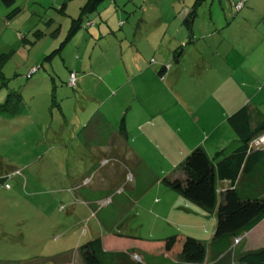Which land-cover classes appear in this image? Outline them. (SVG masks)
<instances>
[{
    "label": "rangeland",
    "instance_id": "obj_1",
    "mask_svg": "<svg viewBox=\"0 0 264 264\" xmlns=\"http://www.w3.org/2000/svg\"><path fill=\"white\" fill-rule=\"evenodd\" d=\"M85 1L15 0L8 7L0 1V54H6L0 65V102L13 91L20 96L0 116V163L2 168L20 170L0 182V264H81L77 247L106 232L91 210H73L76 191L71 182L81 181L90 170L81 161L82 148L73 143L56 145L59 111L55 107L51 112L52 86L57 102L70 110L73 98L69 96L74 94L66 85L70 63L77 75L72 83L83 93L94 97L100 93L92 86L94 79L112 99L135 93L127 103V114L133 124L144 127L141 108H146L149 126L139 133L150 141L147 158L155 166L152 175L158 182L172 174L194 147L215 152L211 133L220 136L229 131L225 113L232 108L251 100L264 114V29L256 39L244 25L237 27L238 20L227 29L229 21L243 17L242 24L248 18L256 21V28L264 27V14L252 19L245 15L248 5L237 12L226 0H206L188 27L184 13L194 0H105L84 19L88 28L81 26L52 60H44L65 40L72 18ZM14 7L19 12L7 18ZM255 7L264 13L262 0ZM93 31L101 34L92 38ZM136 48L142 51L140 58ZM180 50L183 58L176 64L171 57ZM124 54L127 66L131 67L132 57L139 60L134 76L132 69L125 72ZM162 65L168 70L160 76ZM128 74L132 77L123 83ZM85 103L95 107L92 100ZM225 140L224 147L231 143L229 136ZM120 167L112 162L108 169L123 170ZM156 196L160 197V190ZM161 197L164 212V202L178 205L175 199ZM191 207L196 210L176 219L170 215L171 225H163L164 231L178 227L174 231L209 241L214 214L192 203ZM149 212L151 220L138 217L140 233L158 234L159 226L152 224L162 222L163 212ZM259 228L264 229V222ZM252 235L250 244L260 241V236Z\"/></svg>",
    "mask_w": 264,
    "mask_h": 264
},
{
    "label": "trees",
    "instance_id": "obj_2",
    "mask_svg": "<svg viewBox=\"0 0 264 264\" xmlns=\"http://www.w3.org/2000/svg\"><path fill=\"white\" fill-rule=\"evenodd\" d=\"M5 6H12L15 0H0ZM105 0H86L80 7L77 17L72 18L67 36L59 46L45 56L44 60H52L59 53L64 43L84 25V19L89 13L97 11L98 7ZM113 1V0H111ZM206 0H194L184 18V24L190 26V22L198 15L199 8ZM242 2L240 7L238 3ZM245 5V0L234 3V8L238 12ZM66 3L61 6L64 10ZM233 8V9H234ZM19 7H14L7 18L14 17L19 12ZM226 15V14H225ZM54 54H56L54 56ZM181 50L174 52L171 59L177 64L181 61ZM6 59V54H0V65ZM166 65L160 67V76L166 71ZM70 73H75V69L69 71L66 85L74 91L69 96L73 98L72 104L77 108L78 119L76 113H70V126L76 127V133L83 132L87 129V122L93 112L86 106L85 102L95 98H105L107 93L103 91V87L97 86L96 82L92 85L100 93L97 96L83 93L77 83L69 84ZM96 83V84H95ZM76 87V88H75ZM56 91L52 86V91ZM109 95V94H108ZM52 106L51 112L56 107V111L60 108V102L55 99V92L51 94ZM20 96L16 92H10L0 102V116L9 112L13 108V104ZM82 106L87 110L82 111ZM72 106V105H71ZM129 105L124 107L118 131L128 139V125L125 123V114ZM96 110V109H94ZM90 113V115H87ZM53 114V113H52ZM252 110L247 104H244L236 110L228 113L225 122L229 132L234 135V140L211 155L201 146H196L185 156L179 165L173 170L172 174L164 176L161 184L169 190L179 194L186 202L195 204L209 214H214L215 227L212 238L208 244L204 241L183 233H177L161 239H145L134 233H122L120 231V223L127 212L133 219L138 221V217L146 212L142 211V207H150L151 202L146 197L140 204H133L130 210L120 209L119 202L122 196L114 193L115 201L106 205L104 211L96 214L99 217L98 222L106 223L114 227L115 231L103 233L98 237L87 240L77 247L78 255L83 263L81 264H149L148 262L139 261L136 257L137 251L152 252L165 254L172 257L177 264H203L208 255V264H264V235L263 230L259 228L264 222V146H253L252 140L264 133V117L257 122L253 120ZM259 114V113H258ZM58 116H60L58 114ZM58 123L62 122V117L56 118ZM63 127L65 124L63 123ZM224 131H228L225 129ZM70 134V133H69ZM45 138L42 137L41 140ZM40 140V141H41ZM28 162L23 164L24 170H27ZM2 168L0 163V182H5L12 175H19L18 168ZM155 177L150 174L145 179L135 181L134 186L124 190L125 194L133 195L134 199L139 198L152 184L155 183ZM221 181H228L229 185L222 191L218 190V184ZM5 187L9 188V184L5 183ZM72 189V188H71ZM73 190V189H72ZM65 191L59 192L63 193ZM109 193V194H110ZM65 194V193H64ZM96 194V193H95ZM100 194V192L97 193ZM77 194L73 195V200ZM139 196V197H138ZM220 196V197H219ZM121 198V199H120ZM132 199V197H131ZM148 201V202H147ZM123 204V203H122ZM97 212V211H96ZM104 213H106L104 218ZM145 216V215H144ZM104 218V219H103ZM114 225V226H113ZM112 232V233H111ZM260 236L259 242L249 243L252 234ZM106 234V235H105ZM263 237V238H262ZM134 255V256H133ZM175 263V264H176Z\"/></svg>",
    "mask_w": 264,
    "mask_h": 264
},
{
    "label": "crops",
    "instance_id": "obj_3",
    "mask_svg": "<svg viewBox=\"0 0 264 264\" xmlns=\"http://www.w3.org/2000/svg\"><path fill=\"white\" fill-rule=\"evenodd\" d=\"M229 2L230 6H234V2L241 1V0H226ZM231 1V2H230ZM259 0H245V5L247 7V10L245 11V15L254 19L256 17L262 14V9L258 7H255L256 3ZM236 2V3H237ZM255 2L253 5L252 3ZM264 2V0H262ZM263 4V3H262ZM244 5V6H245ZM232 6V7H233ZM189 9H187L188 11ZM185 12L184 14H186ZM234 17V16H233ZM260 17V16H259ZM258 17V19H259ZM263 18V17H261ZM232 19V18H231ZM238 20L241 24H236ZM244 20V17L242 19L234 18V20L229 21V25L227 29H230L232 26L235 24L238 26L244 25L245 29H248V31L251 33L252 37L258 36V34L264 29L263 26H260V28L255 27L254 22H250L248 18L245 20V24H242V21ZM236 22V23H234ZM261 23V22H260ZM264 23V22H263ZM225 24L224 26H226ZM262 27V28H261ZM95 30V29H94ZM219 30V29H218ZM260 31V32H259ZM93 31L90 35L93 38L94 35H97L100 33V31ZM101 34V33H100ZM264 37V33L261 34ZM137 55L142 54V51L139 48H136ZM134 54V56H136ZM125 54L121 56V59L123 60V67L125 69V72L131 71L132 69V76L135 75V73L139 71V63L138 59L136 57H132V61H130L131 67L124 61ZM202 63L205 64L206 61L204 58H202ZM208 64V63H207ZM91 66H93L91 64ZM74 66L70 63L69 68H68V74L69 71H73ZM168 70V69H167ZM166 70V71H167ZM110 70H106V72ZM131 76V77H132ZM130 75H126V77L123 76L122 82L125 83L127 79L131 78ZM127 78V79H125ZM96 83L99 81L97 79H94ZM106 82H109L107 79ZM95 83V84H96ZM122 84V83H121ZM98 86V84H96ZM56 92V91H55ZM132 94V93H131ZM56 95V93H55ZM132 94L131 96H122V99L116 98L112 99L113 97L107 96L105 98H92L93 103L95 104V107H92L93 109H90L92 116L90 117V121L87 122V129H85L83 132H80L79 134L76 133L77 131L76 127L73 128L70 126V113H76L78 119H80V116L78 115L77 108L74 107L73 104H70V110L65 111V108L60 104V108L58 109L59 117H62L63 121L58 124V129H56V145L60 146L61 143L70 145L74 144L77 145L78 147H81V155H82V162H85L89 167L90 170L85 174V176L82 178L81 181H77L76 184H72L71 182V188L76 191V196L73 200V210L75 209H86V210H91L95 209L94 213L98 215V212L104 211L105 206L108 205L111 202H114V198L112 196L114 193H110L112 191H115L119 193L122 197V203L119 202L120 209L123 210H130L131 206L133 204H140V202H143L144 204V199L147 196L149 198V202H151L150 207L146 208L143 206L142 211L145 212L142 216H147L146 220H151L152 215L149 211L153 212L157 209H160L163 214L160 215L162 218V222H154L152 225H158L159 226V231L157 232L158 234H155L154 230H149L144 234H141L140 229H141V224L140 220L138 219L137 224H135L133 221L134 219L132 218L131 215H129L127 212L126 216L124 215L123 220H121L120 223V231L122 233H134L137 234L145 239H161L168 237L173 234L177 233H183L182 230L179 232L177 230L174 231V229H177L178 227H173L172 231L165 232L163 225H171L170 223V215L171 219H176L175 216L180 217V215H183L187 212H190L192 210H196L194 207H191V204L189 202H186L179 194L176 192L167 189L161 184V180H156L154 184H152L139 198L134 199L133 195L125 194L124 190H128V188L134 186L135 181L139 179H145L147 178L150 174H152L153 169L155 166H153L152 162L147 158V148H151L150 141L142 134L139 133V130L144 129L145 127L149 126L147 122V117L148 113H146V108H141L144 111V127H140L139 122H136V124H133V117H129L127 112L125 114V123L128 125V139L124 138L118 131V125L122 116V113L124 111V107H126L128 101H130L133 98ZM56 99V97H55ZM107 100H112V103H109ZM250 107V110H252V113L255 115V120L258 121L264 117V114L260 112V109L257 107H253V102L249 100L246 102ZM72 105V106H71ZM244 105L243 102L239 105L236 106V109L239 108L240 106ZM65 106V105H64ZM82 111L87 110L85 106H82ZM62 108V109H61ZM96 109V110H94ZM235 107L232 108V110L228 111L225 113V117L228 113L236 110ZM259 109V110H258ZM89 111V109L87 110ZM259 113V114H258ZM87 115H90L88 113ZM10 120L9 118H7ZM13 119V118H12ZM63 123L65 124V127H63ZM70 133V134H69ZM229 136L231 140H234V135H232L229 131H224L222 135H216L214 136L211 133V140H214V147L215 151L221 149L224 147L226 143V138ZM226 147V146H225ZM204 150L207 152L208 155H211L214 152H210V147H205ZM90 160V164H89ZM112 162L114 163H119L121 167H123V170L120 171H113L108 169L110 165H112ZM148 166H144L147 164ZM119 166L115 167L118 168ZM120 167V169H121ZM157 167L160 168L158 165ZM98 181V182H97ZM101 183V184H100ZM229 185L228 181H221L218 184V190L222 191L225 188H227ZM157 190H160V197L156 196ZM129 191V190H128ZM100 192V194L97 193ZM96 193V194H95ZM110 193V194H109ZM161 196H166V199L171 198L175 199V201H178V205H173L168 202H164V204L167 205L166 211L164 212L163 207H162V198ZM114 197V196H113ZM132 197V199H131ZM120 198V199H121ZM118 201L117 202L118 204ZM148 202V201H147ZM169 213V214H168ZM196 213V212H195ZM94 214V215H96ZM204 214V212H202ZM104 218L106 213L103 214ZM103 218V219H104ZM142 218V217H141ZM159 223V224H158ZM98 224L101 226H104L106 228V232L104 233H109V231H115L114 227H111V225H108L109 222H107V225H104V223L98 222ZM114 226V225H113ZM215 223L212 226V231H211V238L212 234L214 231ZM174 231V232H173ZM112 233V232H111ZM103 234V233H102ZM105 234V235H106ZM188 235V234H187ZM191 236V235H190ZM195 238H198L202 241H204L206 244L210 242L204 240L203 238L199 236H193ZM137 259L142 262H148L149 264H175L176 261L172 259V257H168L165 254H158V253H152V252H140L137 251ZM208 255L206 254V258L203 264H208ZM177 264V263H176ZM184 264V263H183Z\"/></svg>",
    "mask_w": 264,
    "mask_h": 264
},
{
    "label": "built area",
    "instance_id": "obj_4",
    "mask_svg": "<svg viewBox=\"0 0 264 264\" xmlns=\"http://www.w3.org/2000/svg\"><path fill=\"white\" fill-rule=\"evenodd\" d=\"M238 5H237V7H238ZM239 7H240V5H239ZM74 80H75V73H70V75H69V84H71L72 81H74ZM252 145L253 146H264V133L259 135V136H257L256 138H254L252 140Z\"/></svg>",
    "mask_w": 264,
    "mask_h": 264
},
{
    "label": "clouds",
    "instance_id": "obj_5",
    "mask_svg": "<svg viewBox=\"0 0 264 264\" xmlns=\"http://www.w3.org/2000/svg\"><path fill=\"white\" fill-rule=\"evenodd\" d=\"M135 257H137V256H135Z\"/></svg>",
    "mask_w": 264,
    "mask_h": 264
}]
</instances>
